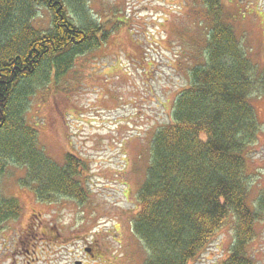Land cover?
Masks as SVG:
<instances>
[{
  "label": "rangeland",
  "instance_id": "374dc122",
  "mask_svg": "<svg viewBox=\"0 0 264 264\" xmlns=\"http://www.w3.org/2000/svg\"><path fill=\"white\" fill-rule=\"evenodd\" d=\"M69 1L70 20L77 26L84 25L83 15L90 20L101 46L77 57L64 74L43 77L25 118L58 166H65L68 154L83 161L80 181L87 198L39 201L33 189L21 186L26 168L9 163L0 179V201H18L22 213L0 224V264H145L148 250L133 225L152 141L173 122L176 98L188 87L191 70L206 62L215 17L208 15L209 0ZM219 1L217 18L234 27L254 65L253 78L260 81L264 0ZM78 2L83 13L76 11ZM51 18L40 8L35 25L48 31ZM250 102L262 124L248 164L253 205L264 194L263 89L257 88ZM234 231L230 217L190 264H221ZM249 254L255 264H264V217Z\"/></svg>",
  "mask_w": 264,
  "mask_h": 264
},
{
  "label": "trees",
  "instance_id": "16d2710c",
  "mask_svg": "<svg viewBox=\"0 0 264 264\" xmlns=\"http://www.w3.org/2000/svg\"><path fill=\"white\" fill-rule=\"evenodd\" d=\"M209 1L208 15L215 21L206 62L191 70L188 87L176 98L173 122L156 132L139 192L133 226L148 250L145 264H190L230 217L234 243L221 264H255L249 247L264 217V194L252 205L248 164L262 124L250 96L259 87L264 91V71L254 80V65L234 27L217 18L220 1ZM69 2L0 0V179L9 163L26 168L21 186L46 203L56 196L80 203L87 198L80 181L83 161L68 154L65 166H58L25 118L43 77L64 74L77 57L101 46L90 20L81 16L83 26L70 20ZM40 8L52 17L48 31L35 25ZM21 213L18 201H0V224Z\"/></svg>",
  "mask_w": 264,
  "mask_h": 264
}]
</instances>
